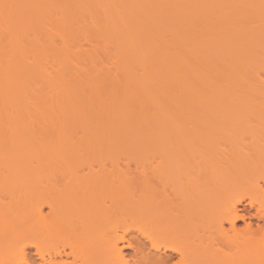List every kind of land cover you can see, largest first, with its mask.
<instances>
[{
	"label": "bare ground",
	"instance_id": "1",
	"mask_svg": "<svg viewBox=\"0 0 264 264\" xmlns=\"http://www.w3.org/2000/svg\"><path fill=\"white\" fill-rule=\"evenodd\" d=\"M74 73L145 88L42 98ZM0 115V264H264V0H0Z\"/></svg>",
	"mask_w": 264,
	"mask_h": 264
},
{
	"label": "rangeland",
	"instance_id": "2",
	"mask_svg": "<svg viewBox=\"0 0 264 264\" xmlns=\"http://www.w3.org/2000/svg\"><path fill=\"white\" fill-rule=\"evenodd\" d=\"M44 14H45V13H44ZM83 15H85V13H83ZM83 15H82V17L84 18ZM80 16H81V15H80ZM80 16H79V18H80ZM86 16L88 17V14H87ZM79 18H78V19H79ZM83 18H81L79 21H77V22H79V23H74V24H75V25L73 24L74 27H73V26H72V28L70 27V28L72 29V31H73L74 29H76V31H77V35H76V33H75L76 36H74V34H73L74 31H73V32L71 31V33L73 34L74 38L76 37V38H75V41H76V44H77V45H76L77 48H78V47L81 48L80 50H81V51L83 50L82 52H85V51L88 52V50H92V52H94V54H95V51H97L98 49H100L101 44L104 43V44H102L103 46H101V48L103 47L102 49L106 50L105 52H108V53H105L104 51H103V53H101V51H102V50H101L100 52L98 51L99 53L96 52L95 55H96V56L98 55L97 57H99L100 54L103 55V56L99 57V58L102 59V60H100V59H99V60H100V61H103V62H105V61L108 62L109 59H110L111 54L114 53L113 45L108 44V42L105 41V40L103 41V39H105V36H103V39H100L101 36L97 37L98 35H97V33H96V34L94 33V30H93L94 28L92 29V27H90V28L88 27V28H89V29H88L87 26H89V24H86V23L89 22V23H92V24H93V22H90L91 19H90V21H88L89 18H85L84 21H83ZM85 20H86V23H85ZM80 21H82V23H80ZM83 22H84L85 24H84ZM77 24H78V25L80 24L79 26H81V27H79ZM83 24H84L85 26H84ZM46 25H47V26H45V27H48V23H46ZM76 25H77L78 27H77ZM50 26H51V25H50ZM50 26H49V27H50ZM83 26H84V28H85V27H86V28L83 29ZM92 26L94 27L95 25L93 24ZM51 27H52V26H51ZM48 29H49V28H45V31L47 32ZM50 29L52 30V28H50ZM50 29H49V30H50ZM54 29H55V28H54ZM84 30H85V31H84ZM88 30H89L90 32H92L93 34H91V33L88 34V33H87ZM54 31H55V30H54ZM76 31H75V32H76ZM89 31H88V32H89ZM46 32L44 33L45 36H46ZM52 32H53V30H52ZM81 32H82V33H81ZM83 32H85V33L83 34ZM48 33L54 35L53 33H50V31H48ZM79 33H80V34H79ZM90 34H91L92 37H90ZM42 37H43V35H42ZM83 37H84V38H83ZM86 37H87V38H86ZM79 38H80V39H79ZM81 38H82V39H81ZM98 38H99V40H98ZM55 39H56V38H55ZM55 39H54V40H55ZM42 41H43V40H42ZM57 41H58V40H57ZM78 41H79V42H78ZM95 41H96V42H95ZM102 41H103V42H102ZM105 42H106V43H105ZM55 43H56V40H55ZM72 43H73V46H74V44H75L74 41H73ZM72 43H71V44H72ZM94 43H95V44H94ZM97 44H98V45H97ZM107 44H108V46H107ZM109 45H110V47H109ZM56 46H58V42L56 43ZM96 46H97L98 48H97ZM106 46H107V47H106ZM74 47H75V46H74ZM111 47H112V48H111ZM79 48H78V49H79ZM92 48H93V49H92ZM70 49L72 50L73 47H70ZM85 49H86V50H85ZM94 49H97V50H94ZM107 49H108V51H107ZM78 51H79V50H78ZM81 51H79V52L81 53ZM112 51H113V52H112ZM87 52H85V53H87ZM85 53H84V54H85ZM89 53H90V51H89ZM97 53H98V54H97ZM82 54H83V53H82ZM107 54H108V55H107ZM49 55H50V54H48V56H49ZM104 55H105V56H104ZM48 56L45 57V58H46L48 61L54 63L53 60H49V59H48V58H49ZM50 56H51V55H50ZM102 57H104V58H102ZM45 58H44V56L42 57V63H43V66H47L48 63H50V62H47V60H46ZM51 58H52V57H51ZM44 59H45L46 61H45ZM43 60H44V61H43ZM104 60H105V61H104ZM44 62L47 63V64H44ZM78 64H79V63H78ZM43 66H42V67H43ZM48 66H49V65H48ZM48 66H47V67H48ZM54 66H55V65L53 64L52 67H51V63H50V66H49L47 69L51 70V69L54 68ZM79 66H81V64H80ZM50 67H51V68H50ZM44 68H46V67H43V70H44ZM76 74H77V75H76ZM76 74L74 73V77H71V76H73L72 74L69 75V77L67 78V81H65V82H64V80L62 79V86H64V87H62V86L59 85V84H56V82L53 83L54 86L51 85V84L49 85V83L51 82V79H49V81H48V80L46 81V79H43V78H42L43 81L45 80V81H44L45 83H43V81H42V88H43V89H42V91H43V92H42V94H43V95H42V98L46 99V101H49L48 103H50V102L54 103V102H53V101H54V100H53L54 98H50V97H51L50 95L53 93V94H52V97H53V96H57V94H59L60 96L58 95L55 99H56L57 101H58V99H59V102H60V104H61V99H62L61 96H63V99H65V98L67 99V97L71 98V97H72L71 95L76 96L77 93H73V90L77 89L78 86H79L80 84H82V85L79 86V88L77 89V91H78V93L81 91L80 94L83 92L84 95H86V94H88V95H90V94L93 95V93H94L95 95H97V94H100L99 92H101V93L104 92V93H105V91L108 90V91H106L107 94L105 93V95H110V94L112 95V93H113L114 96H115V95H116V96L121 95V96H123V97H126V96H128V95H133V94L138 95V94H140V93H143V92H144L143 88H145V87H143L144 84H143L142 87H141V86H139L138 84H136V85H138V86H136L135 84L132 85L131 83H129V84H131L132 86L129 85L128 89H125V88H127V87H126V86L123 87V85H124V83H125V82H123V81H124L123 79H122V81H120V82H122V83L116 82V81H114V80L111 81V79H110V80L106 79V80H108V81H110V82H112V83H113V82H114L115 84L117 83L116 85L113 83V85H111V87H110V82L107 84L108 81H104L105 84L97 82V84L99 83V84H101V85H99V84L97 85L96 83H94V84H96V86H95V85H93L92 82H90V84H89V82L86 84V81H84V77H83V78H81L82 76H81V77H77V76H80V74H78V73H76ZM75 76H76V77H75ZM72 78H73V80H72ZM77 78H78V79H77ZM60 79H61V78H60ZM64 79H66V78H64ZM76 79H77V80H76ZM85 79H86V78H85ZM101 79H102V78H101ZM69 80L71 81V83H70ZM80 80H81V82H82V81L85 82L86 85H85V84L83 85V82L80 83ZM134 80H135V79H134ZM52 81H53V80H52ZM87 81H88V80H87ZM48 82H49V83H48ZM67 82H68V83H67ZM73 82H74V83H73ZM75 82H77V83H75ZM101 82H103V81H101ZM65 83H66V84H65ZM137 83L140 84V82H137ZM29 84L31 85V83H29ZM32 84H33V83H32ZM72 84H73L74 86L76 85L77 87L75 86V87H76V88H75ZM102 84H103V86H102ZM119 84H120V85H119ZM122 84H123V85H122ZM30 85H29V87H28V85H27L26 88H28L29 90H33V91L30 92L28 89H26V91H27V90L29 91V92L27 91V92H28L27 94H25L26 91H21V94L18 93V95L20 94L19 97L21 96V99H22V100L25 99V98H26L25 101H26L27 99H29V101L27 100L26 103H25V104H27V106H28V104H30V105L32 104V98H33V100H34V99H35V100L38 99L37 94H39V93L36 92V90L38 89V84H35V83H34L33 85H31V86H30ZM48 85H49V87H48ZM57 85H58L59 87H58ZM108 85H109V86H108ZM118 85H119V86H118ZM34 86H36V87H34ZM56 86H57V88L54 89V87H56ZM72 86H73V87H72ZM85 86L88 87V88H85ZM101 86H102V87H101ZM130 86H131V87H130ZM146 86H147V84H146ZM148 86H149V85H148ZM32 87H34L35 89L32 88ZM82 87H84V88L82 89ZM109 87H110L112 90L109 89ZM122 87H123L124 89H123ZM36 88H37V89H36ZM46 88H47V90H46ZM66 88H67V89H66ZM72 88H73V89H72ZM89 88H90V89H89ZM93 88H94V89H93ZM103 88H104V89H103ZM107 88H108V89H107ZM116 88H117V90H116ZM121 88H122V89H121ZM132 88H133L134 90H133ZM137 88H138V89H137ZM147 88H148V87H147ZM152 88L154 89L153 86L151 87V89H152ZM79 89H81V90H79ZM87 89H88V91H87ZM131 89H132V90H131ZM149 89H150V87H149ZM34 90H35V91H34ZM70 90H72V91H70ZM83 90H84V91H83ZM92 90H93V91H92ZM99 90H100V91H99ZM114 90H115V91H114ZM118 90L120 91V93H119ZM122 90H125L126 92H125V91H122ZM137 90H138V92H137ZM37 91H38V90H37ZM46 91H47V92H46ZM48 91H49V92H48ZM52 91H54V92L56 91L57 93H56V92L54 93V92H52ZM91 91H92V93H90ZM102 91H103V92H102ZM109 91H110L111 93H110ZM117 91H118V92H117ZM135 91H136V92H135ZM22 92H24V93H22ZM44 92H45L46 94H45ZM63 92H64V93H63ZM67 92H68V93H67ZM87 92H88V93H87ZM95 92H96L97 94H96ZM123 92H124V93H123ZM127 92H128V94H127ZM35 93H36V94H35ZM65 93H66L67 95H66ZM69 93H70V94H69ZM109 93H110V94H109ZM131 93H132V94H131ZM24 94H25V96H24ZM28 94H29V95H28ZM68 95H70V96H68ZM81 95H82V94H81ZM29 96H30L31 98H28ZM24 97H25V98H24ZM46 97H47V98H46ZM58 97H60V98H58ZM30 99H31V100H30ZM66 99H65V100H66ZM25 101H24V102H25ZM37 101H38V100H37ZM44 101H45V100H44ZM46 101H45V102H46ZM27 102H29V103H27ZM30 102H31V103H30ZM34 102H35V101H34ZM42 102H43V100H42ZM59 102H57V103H59ZM48 103H44V105H45V104L49 105ZM64 103H65V102H64ZM25 104H23V106H24ZM42 104H43V103H42ZM30 105L28 106L29 109L27 108L28 110L26 109V107H24L25 110H26V112H27V111H28V112H29V111H30V112L33 111L32 108L34 107V103H33V106L31 105L32 108H30ZM44 105H42V107H43ZM52 105H55V104H52ZM25 106H26V105H25ZM60 107L62 108L63 106H60ZM21 108H22V107H20V109L17 110V111H18V112H21V111H22ZM34 108H35V107H34ZM34 108H33V109H34ZM43 108H44V110H43L44 113H43V111H42V115L45 116L46 119L43 118V116H42V123H44L46 120H48V119H49L48 116L51 115V114H52V115L54 114L55 116H53V118H56V119L58 120L59 118H61V116H63V115H61V114L64 113V112L62 113L61 108H60L59 112H61V113H59V112H57L55 109H53L54 112H53V110H52V113H51V111H50V112H49L50 114H49V113H46V112L49 111V110H48V109L45 110V107H43ZM46 108H47V106H46ZM54 108H55V106H54ZM56 109H58V108H56ZM13 110L16 111V109H13ZM10 111H11V110H10ZM17 111H16V113H18ZM12 112H13V111H12ZM12 112H11V115H12V114L15 115V120H16V116H17V119L19 118L18 120L21 119V121H22L23 119L27 120V119H28L27 115L29 114L28 116H31L30 119H28V120L30 121V124H32L31 122H33V124H34V126H35V127H34V126H33V127H34V128L37 127V125H38V122H37V121H38V115L35 114V113L37 112L36 110L33 111V112H31V113L29 112L28 114H25V116H23V114L18 113L20 116L22 115L24 118H22V116H21V118H20V116H18L16 113H14V112L12 113ZM23 112H24V111H23ZM24 113H25V112H24ZM37 113H38V112H37ZM34 114H35V115H34ZM47 114H49V115H47ZM7 115L10 117V114H8V112H7ZM33 115H34V116H33ZM57 115H59L60 117L57 116ZM0 116H1V115H0ZM2 116H4V115H2ZM2 116H1V118H2ZM35 116H37V117H35ZM56 116L59 117V118H57ZM5 117H6V116H5ZM13 117H14V116H13ZM6 118L8 119V117H6ZM2 119H4V117H3ZM9 119H10V118H9ZM13 119H14V118H13ZM35 119H36V120H35ZM5 120H6V119H5ZM44 120H45V121H44ZM10 121L12 122V120H10ZM16 121H17V120H16ZM21 121H19V123H20ZM4 122H6V121H4ZM17 122H18V121H17ZM24 122H25V121H24ZM22 123H23V122H22ZM22 123H20V128H22V126L25 124V123H23V124H22ZM26 123H28V122L26 121ZM12 124H13V123H12ZM21 124H22V125H21ZM1 125H2V124H0V128L2 129L3 125H2V126H1ZM6 125H8L7 122H6V124H5L4 126H6ZM9 125H10V122H9ZM42 126H43V125H42ZM6 127H8V126H6ZM23 127H24V126H23ZM46 127H47V126H46ZM46 127H45V128H46ZM10 128H11V129H14L12 126H11ZM20 128H19L20 133L26 130L25 128H24L25 130H24V129H20ZM47 128H48V127H47ZM4 129H5V128H4ZM36 129H37V128H36ZM36 129H35V130H36ZM21 130H23V131H21ZM71 131H72V130H71ZM76 131L78 132V129H76ZM79 131H82V132H83V130H81V129H80ZM4 132H5V133H4ZM4 132H3V133H4L3 135L0 134L1 138H3V137H5V138L8 137V138H10V136H8V135H10V131H8L7 133H6V131H4ZM14 132H15V130H14ZM72 132L75 134L74 131H72ZM77 132H76V133H77ZM8 133H9V134H8ZM68 133H70V132H68ZM78 133H79L80 135L83 134V133L81 134L80 132H78ZM78 133H77V135H76V134H75V135H76L78 138H80L81 136H80ZM71 134H72V133H70L69 135L67 134L66 136L69 137ZM84 134H85V133H84ZM84 134L82 135V137L84 136ZM6 135H7V137H6ZM49 135H51V134H49ZM26 136L28 137L27 134H26ZM29 136H30V134H29ZM71 136H73L72 138L76 137V136H74V135H71ZM31 138H33L32 135H31ZM47 138H48V137H47ZM59 138H60V137H59ZM61 138H63V137H61ZM64 138H66V137L64 136ZM221 140H223V141L221 142L220 139H219V140L217 139L216 142L218 143L217 145L221 148V150H222L223 152H225V153H224L223 156H222L221 153H223V152L219 153V147H218L217 145H215L216 149L218 148V152H217V150H216V152H217L218 154H217V153L215 154V152L213 151L214 154H211V155H212V156L217 155V157H219L218 155H220L221 158H223V159H224V157H227V158H228V156H231V155L234 153V149L232 148V145H234V143H233L232 141H234V140H231L232 145H230L231 142L228 141V140H230V139L227 140L226 138H222ZM224 140H227L228 142H225ZM216 142H215V143H216ZM215 143H214V144H215ZM223 143H224V144H223ZM225 143H227L229 146H228L227 144L225 145ZM214 144H213V145H214ZM221 144L224 146L223 148H222V145H221ZM230 147H231V148H230ZM224 148H225L226 150L229 149V151L232 149V150L230 151V154H231V153H232V154H231V155L228 154L229 151L226 153V151H224V150H225ZM227 148H228V149H227ZM213 149H214V148H213ZM213 149H212V150H213ZM213 152H211V153H213ZM227 154H228V155H227ZM225 155H227V156H225ZM134 166H135L134 163H131V164H130V167H131V168H134ZM236 225H237V226H236L237 228H240V227L243 226V223H242V222H238ZM226 228H229L228 225H225V229H226ZM29 243H34V244H36L39 248H42V243H36V242H29ZM35 251H36V249H35L34 247H30V246H28V247L26 248V252H27L26 264H27V262H29V263H33V264H39L40 261L37 259V256L34 254ZM34 262H35V263H34ZM23 264H25V263H23Z\"/></svg>",
	"mask_w": 264,
	"mask_h": 264
}]
</instances>
